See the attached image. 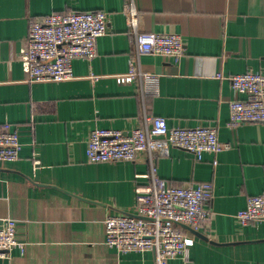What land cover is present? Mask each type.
Returning a JSON list of instances; mask_svg holds the SVG:
<instances>
[{"label": "crops", "instance_id": "0c3cea01", "mask_svg": "<svg viewBox=\"0 0 264 264\" xmlns=\"http://www.w3.org/2000/svg\"><path fill=\"white\" fill-rule=\"evenodd\" d=\"M126 2L0 0V129L9 124L21 144L18 161L0 164V219H13L25 243L23 254L13 249L0 264H155L153 252L106 246L104 233L108 216L132 213L147 192V161L86 158L91 129L128 132L144 126V113L169 127H214L229 145L200 161L177 148L154 155L166 185H212L211 214L197 231L203 238L187 230L189 260L169 264H264V223L236 218L249 197L264 192V123H230L228 103L236 96L226 79L264 76V0H133L140 31L178 34L185 48L177 60L140 57V69L159 79V94L143 100L137 82L115 78L128 73L135 53ZM98 11L108 14V26L94 59L74 60L67 81H26L31 21Z\"/></svg>", "mask_w": 264, "mask_h": 264}, {"label": "built area", "instance_id": "2783aa9c", "mask_svg": "<svg viewBox=\"0 0 264 264\" xmlns=\"http://www.w3.org/2000/svg\"><path fill=\"white\" fill-rule=\"evenodd\" d=\"M123 14L128 19L135 53L129 71L117 75L119 85L137 82L142 100L159 94V79L139 67L143 55L177 60L185 53L182 37L171 33H150L138 29V14L133 0H127ZM108 14L98 12L53 13L43 23L31 21L26 40V81L63 82L73 78L72 62L91 61L96 56V41L107 34ZM218 79H224L217 75ZM236 98L228 103L230 123H264V76L247 72L226 78ZM237 96H243L240 99ZM144 126L128 132L91 129L86 143V158L91 164L136 163L147 161L149 184L132 213L108 216L104 220L105 244L119 253L153 252L155 264H169L176 257L189 260L195 232L210 217L208 202L212 185L173 187L157 175L154 155H166L171 148L191 153L197 161L204 154L218 155L229 148L218 140L214 127L175 128L159 116L143 115ZM21 144L9 124L0 129V164L18 161ZM213 164H217L214 161ZM236 218L242 225L264 223V192L249 197ZM25 243L16 238V222L0 219V259L13 249L24 253Z\"/></svg>", "mask_w": 264, "mask_h": 264}, {"label": "water", "instance_id": "95a60500", "mask_svg": "<svg viewBox=\"0 0 264 264\" xmlns=\"http://www.w3.org/2000/svg\"><path fill=\"white\" fill-rule=\"evenodd\" d=\"M188 230L191 231V232H193V233L196 234L197 236L203 238V237H202L200 234H198L197 232H195V231H193V230H190V229H188Z\"/></svg>", "mask_w": 264, "mask_h": 264}]
</instances>
